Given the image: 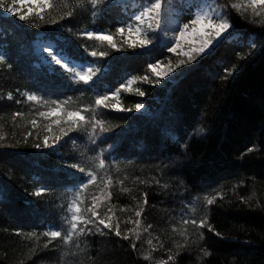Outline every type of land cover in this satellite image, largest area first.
<instances>
[{"label": "trees", "instance_id": "obj_1", "mask_svg": "<svg viewBox=\"0 0 264 264\" xmlns=\"http://www.w3.org/2000/svg\"><path fill=\"white\" fill-rule=\"evenodd\" d=\"M234 1L215 0L226 36L190 56L154 34L128 42L132 10L116 0L0 14V264H264V6L251 15ZM38 35L106 71L84 83L47 69L32 52Z\"/></svg>", "mask_w": 264, "mask_h": 264}, {"label": "rangeland", "instance_id": "obj_2", "mask_svg": "<svg viewBox=\"0 0 264 264\" xmlns=\"http://www.w3.org/2000/svg\"><path fill=\"white\" fill-rule=\"evenodd\" d=\"M116 1L124 4L131 3V8L134 9L130 23L126 24L123 31L125 39L130 43L142 44L145 34H154L162 38L163 46L168 51L190 56L192 53H209L214 45L227 33V31L221 30L220 36L215 35V24L219 23L224 17L215 5L214 0L182 1L184 10H186L184 19L177 10L168 7L167 9L164 4L159 26H157V21L153 17H145L139 21L136 19L148 5V0L143 3L142 7L138 6L135 0ZM4 2L7 6L12 7L13 11L9 13L5 8H0V14L4 17H15L18 20H21V16L25 18L35 13L38 14L43 7L47 6V0H4ZM234 2L237 11L247 10L251 15H257L263 11L264 0H255V3H252L251 0H235ZM197 16L200 17V20L192 23ZM184 25H188V27L184 29ZM137 29H139V32ZM180 29L184 30L181 31ZM209 40L211 43L206 44V41ZM32 46L40 62L47 67L60 66L51 59L45 49L54 51L62 61H66L64 56L58 51L56 52L54 44L50 41L38 39L33 42ZM202 48L203 51H201ZM91 70L93 69L91 68ZM151 71L156 77H159L160 82L168 80L170 77V72L164 71L161 67H152Z\"/></svg>", "mask_w": 264, "mask_h": 264}, {"label": "snow or ice", "instance_id": "obj_3", "mask_svg": "<svg viewBox=\"0 0 264 264\" xmlns=\"http://www.w3.org/2000/svg\"><path fill=\"white\" fill-rule=\"evenodd\" d=\"M93 4L96 3V0H92ZM103 2L105 4H107L109 2V0H103ZM166 2V0H148V5L144 8L143 11H141L140 15L136 17V19L139 21V20H142L143 18L145 17H153L156 19L157 21V26H159V21H160V18H161V15H162V12H163V8H164V3ZM252 3H255V0H251ZM0 8H5V10L9 13H11L13 11L12 7L10 6H7L4 2V0H0ZM21 20L24 19L23 16L20 17ZM200 20V17L197 16L196 19H194L192 21V23H196ZM179 27V26H178ZM188 27V25H184V29H186ZM232 27V25L229 23L228 20L226 19H222L219 21V23L215 24V28H216V32H215V35L216 36H220L221 35V30L223 31H228L230 28ZM184 29H180L181 31H183ZM122 29H117V31H121ZM137 31L139 32V29H137ZM86 35L91 39V38H95V39H106L107 37H105L102 33H97L95 31H88L86 33ZM142 43H151L150 40H147L146 38H143L142 39ZM207 43H211V41H206V44ZM114 46V45H113ZM253 48L255 47V45L252 46ZM45 51L48 52L49 56L51 57V59L57 64L59 65L61 68L65 69L66 71L67 70H70L71 69V66L70 65H67V62L66 61H62L61 58L52 50H49V49H45ZM201 51H203V48L201 49ZM91 55L94 57L96 55L95 52H92ZM92 72L91 69L88 70V73H83V72H77L76 75L78 77H80V79H82L84 81V83H88L89 80L91 79V75L90 73ZM29 99H36V97L34 96H29ZM103 101V98H98L96 100V103L97 104H101ZM53 103H56L55 101H53ZM137 109H141L142 105H140L139 103L136 105ZM53 113H41V115H52ZM67 115L69 116V118H76L78 117L80 120H83L84 117L81 116L79 113H76V112H69L67 113ZM69 130H71V125L69 126ZM67 134V133H65ZM38 147V145H37ZM73 167H75V165H73ZM81 172L84 171L83 168H80L79 169ZM89 177H92V173H88ZM78 183H83V181H77ZM91 182V179L89 180V183ZM39 195V192L37 193ZM207 199V198H206ZM207 204L208 205H212L213 204V200L211 199H207ZM76 212H79L80 209L79 208H76L75 209ZM137 216H140L141 213L140 212H137L136 213ZM97 216V213L95 212V210L93 209L92 210V217H96ZM72 220H73V223L71 225V227L73 229H75L77 227V224H76V221L78 220V217L76 215H73L72 217ZM85 224H93V226H96L97 225V221L95 219H90V220H86V221H83ZM184 223H191L193 225H196V220L195 219H192V220H184L183 221ZM98 224L100 225H103L104 228H109L110 229V225L107 224L105 222V220L103 219H100L98 221ZM204 226V222L201 221L200 224H199V227H203ZM111 230V229H110ZM81 231H83V229H81ZM117 236H120L121 235V232L117 229L116 230V233H115ZM45 236H50L52 238H58L61 233L59 231H51V232H46L44 233ZM124 239H128L127 236H124L123 237ZM202 238V237H201ZM147 259V257H146Z\"/></svg>", "mask_w": 264, "mask_h": 264}]
</instances>
